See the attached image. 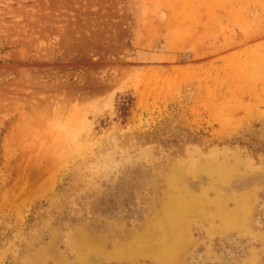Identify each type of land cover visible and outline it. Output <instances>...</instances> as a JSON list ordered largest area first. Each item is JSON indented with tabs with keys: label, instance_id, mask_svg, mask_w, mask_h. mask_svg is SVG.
<instances>
[{
	"label": "rangeland",
	"instance_id": "374dc122",
	"mask_svg": "<svg viewBox=\"0 0 264 264\" xmlns=\"http://www.w3.org/2000/svg\"><path fill=\"white\" fill-rule=\"evenodd\" d=\"M176 221L174 264H264V0H0V264Z\"/></svg>",
	"mask_w": 264,
	"mask_h": 264
},
{
	"label": "bare ground",
	"instance_id": "6f19581e",
	"mask_svg": "<svg viewBox=\"0 0 264 264\" xmlns=\"http://www.w3.org/2000/svg\"><path fill=\"white\" fill-rule=\"evenodd\" d=\"M195 200H197V198L193 197L191 200H180L178 201V204H174V207L176 206V210L178 212L181 213V215H186V213L188 211L191 210V205L192 202H194ZM176 211V213H178ZM191 212H194L193 210H191ZM184 221L186 218H182ZM179 223L176 222H172V224L169 226V231H168V235H165L167 239H170L171 241L168 243H163L160 242L158 243L157 240H155L154 242H150L149 239H143V240H147L148 242H144L143 244H141L143 242V240H139L138 244L140 246V250L144 251L145 249H149L152 250L155 253L156 259L158 261H160V263H165V264H174L176 261V258L178 256V252H180V248L182 246V242L183 240H179V227H178ZM188 226H185L184 229H188ZM182 233L185 234L182 230ZM176 237V238H174ZM178 239V241H176ZM86 246V263L84 264H104V258L102 257V251L100 250L98 245L95 244H90V243H85ZM161 252V253H160ZM132 256H135L134 254H129L126 250H121L118 252V254L116 255V259H117V264H130L131 260H132ZM57 258V256H56ZM62 258V257H61ZM43 264H46L45 262ZM58 264H63L62 259L60 260V263Z\"/></svg>",
	"mask_w": 264,
	"mask_h": 264
}]
</instances>
